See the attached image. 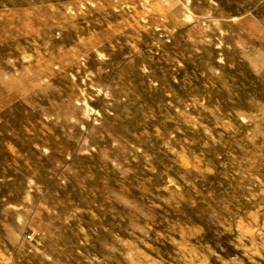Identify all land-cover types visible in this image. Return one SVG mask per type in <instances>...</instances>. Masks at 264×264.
I'll return each mask as SVG.
<instances>
[{
  "label": "rangeland",
  "instance_id": "rangeland-1",
  "mask_svg": "<svg viewBox=\"0 0 264 264\" xmlns=\"http://www.w3.org/2000/svg\"><path fill=\"white\" fill-rule=\"evenodd\" d=\"M0 264H264V0H0Z\"/></svg>",
  "mask_w": 264,
  "mask_h": 264
}]
</instances>
